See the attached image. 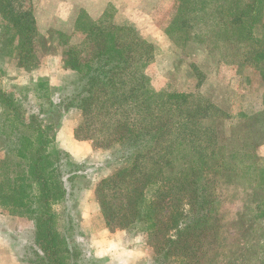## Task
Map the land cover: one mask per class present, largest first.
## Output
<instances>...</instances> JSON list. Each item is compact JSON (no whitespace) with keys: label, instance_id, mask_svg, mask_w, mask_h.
I'll use <instances>...</instances> for the list:
<instances>
[{"label":"trees","instance_id":"trees-1","mask_svg":"<svg viewBox=\"0 0 264 264\" xmlns=\"http://www.w3.org/2000/svg\"><path fill=\"white\" fill-rule=\"evenodd\" d=\"M21 1L0 0L4 44L17 67L36 69L37 28ZM172 1L176 11L166 31L190 56L194 90L153 88L145 72L153 46L110 16L93 21L81 12L75 22L81 41L59 43L66 44L64 69L78 77L67 104L82 114L74 138L121 154L120 166L95 188L111 232L142 223L161 264H264V167L257 154L264 101L256 112H221L198 92L204 75L197 61L220 65L236 45L248 85L264 86V0ZM19 98L0 88V207L31 222L32 264H72L58 222L68 197L70 171L63 169L71 163L55 146L60 106L35 113ZM236 196L243 211L232 236L217 217Z\"/></svg>","mask_w":264,"mask_h":264},{"label":"rangeland","instance_id":"rangeland-1","mask_svg":"<svg viewBox=\"0 0 264 264\" xmlns=\"http://www.w3.org/2000/svg\"><path fill=\"white\" fill-rule=\"evenodd\" d=\"M21 4L35 20L41 57L39 67H17L16 60L4 44L7 33H4L5 25L0 21V88L13 92L16 97H20L27 110L35 113L40 108L50 112L51 103L60 106L53 119L57 125V149V132L63 128L70 131L73 125L75 130L82 121L81 112L67 105L68 97L78 87V77L64 69L62 51L66 44H59L67 40L71 44L81 41L82 33L75 28L81 12L93 21L103 15L110 16L119 26L133 27L141 38L153 46L154 60L145 71L153 88L171 92L194 90L192 69L185 62L190 56H184L166 31L176 11L172 0H22ZM240 60L236 45L225 50L220 65L206 62L205 59L197 60L202 62L200 68L204 75L198 92L225 114L256 112L263 107L264 86L256 82L248 85L246 79L249 75L239 70ZM258 120L264 127V109L259 111ZM226 126L228 129L229 125ZM263 144L264 135L260 145ZM259 148V165L264 167V156L260 155ZM92 149L91 155L82 161H75L67 152L59 149L67 153L71 162L63 169L65 172L70 171L68 176H64L68 197L58 208L59 227L73 253L71 263L161 264L147 243L142 223L113 232L106 227L95 197V188L101 179L111 175L120 166L117 158L121 154L117 147L95 150L92 145ZM224 177H229V174L225 173ZM89 189L93 192L90 201L80 203V199H85L81 194ZM242 211L240 197H233V200L225 203L217 217V224L235 236ZM0 228H11L13 233L10 236L23 242L22 247L15 244L11 248L15 256L7 258L8 250L3 249L5 254L0 256L3 263L13 264L15 259L17 262L22 259L32 264L35 256L31 222L10 215L8 210L0 207Z\"/></svg>","mask_w":264,"mask_h":264},{"label":"crops","instance_id":"crops-1","mask_svg":"<svg viewBox=\"0 0 264 264\" xmlns=\"http://www.w3.org/2000/svg\"><path fill=\"white\" fill-rule=\"evenodd\" d=\"M75 125H73L71 127V130H65L60 129L59 132H57L56 134V145L59 149L67 152L75 161H82L84 159H86L87 157H89L92 153V144L88 141H77L74 138V131ZM259 153L261 156H264V144L261 145V147L259 148ZM92 189H89L87 191H85L83 194H81L82 197H84L85 199H80V203L83 201H90V196H92L93 193L91 191ZM81 197V198H82ZM6 228H0V256H2L3 254H5V251H3V249H7L8 251H6V255L7 258L10 256H15L14 253L12 252L11 248L17 244L19 246L22 247L23 242L21 240L16 241V239L14 237H11L10 234L13 233L11 228L6 229L7 232L4 230ZM15 258V257H14ZM16 262H14L13 264H27L26 262L19 261L17 262V260L15 259ZM0 264H5L3 263V261L0 258Z\"/></svg>","mask_w":264,"mask_h":264}]
</instances>
